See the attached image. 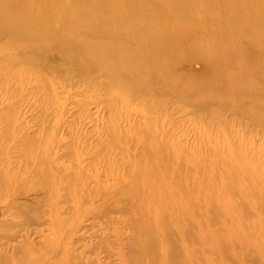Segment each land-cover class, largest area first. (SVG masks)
<instances>
[{
	"label": "bare ground",
	"instance_id": "obj_1",
	"mask_svg": "<svg viewBox=\"0 0 264 264\" xmlns=\"http://www.w3.org/2000/svg\"><path fill=\"white\" fill-rule=\"evenodd\" d=\"M171 1L175 0H0V53H7L0 63L9 70L19 67L17 73L22 81L29 79V84L47 75L69 76L62 74V68L75 72L79 81L103 79L105 83L97 89L103 91L100 103L114 120L126 125L120 128L111 120V144L129 167L127 176L124 171L122 175L116 173L118 177L112 178L109 186L95 183L88 188L87 184L96 182L99 176L95 171L89 174L77 170L64 178L54 169L47 174L35 159L12 162L1 155L0 264H84L82 252L70 248V239L75 234L76 239L88 236L97 227L105 237L104 231L111 225L119 234L118 223L112 218L115 213L122 214L124 222L132 221L124 223L129 229L135 222L139 230L126 238H138L154 252L159 250L158 238L164 243L167 235L176 233L183 242L179 264H212L208 255L211 217L223 229L263 224L257 217L249 220L247 211L264 210V152L233 141L226 143L227 154L211 149L194 156L140 130L129 134L127 126L143 124L131 122L130 115L145 114L150 102L162 114L163 105L155 102L166 96L194 107V114H203L213 103L219 108L232 106L242 116L248 115L244 117L251 126L258 124L264 131V14L259 9L264 0H230L237 11H228L216 21L236 20L238 12L247 13L249 9L253 20L238 23L230 44L212 45L194 54L198 58L187 55L198 38L181 30L155 29L154 19L137 20L130 26L131 12L144 8L163 13L167 8V13L172 10L168 7ZM191 1L195 0H187L189 4ZM188 6L165 15L167 21L179 18L180 13L188 15ZM195 61L204 64L199 74L189 70ZM186 81L192 84L186 86ZM208 83L213 89H199L198 84ZM52 85L47 82L48 92H54ZM212 93L216 95L213 98ZM245 98L251 111L246 109ZM158 121L159 117H154V123ZM131 144L140 151L130 158L127 153ZM47 183L51 185L48 189L59 186L58 191L62 188L67 194L81 189L69 208L71 214L53 205L49 194L47 197ZM82 199L89 206L86 211L80 208ZM47 220L49 235H43L36 248L28 239L37 231L28 229L47 225ZM82 221L86 222L85 229L80 226ZM140 229L143 235L138 236ZM20 230H27L19 234L20 248L4 242L15 240ZM1 246L11 248L12 255L2 252ZM169 253L165 247L164 264H168ZM139 263L151 264L147 257Z\"/></svg>",
	"mask_w": 264,
	"mask_h": 264
},
{
	"label": "rangeland",
	"instance_id": "obj_2",
	"mask_svg": "<svg viewBox=\"0 0 264 264\" xmlns=\"http://www.w3.org/2000/svg\"><path fill=\"white\" fill-rule=\"evenodd\" d=\"M234 3L230 0H195L189 4L187 0H175L169 2L168 7L172 10L167 13V8L163 9V13L144 8L131 12L130 26L137 20L154 19L155 29L181 30L189 37L198 38L200 40L196 41L187 54L193 56L207 51L218 43L223 46L230 44L233 41L231 33L238 27V23L242 20H253L250 18L253 14L252 9H249L247 13L238 12L236 20L232 19L225 23L216 21V18L228 11H237L234 9ZM186 5H190L188 15L183 16L180 13L179 18L167 21L165 15H171L176 9H183ZM259 9L264 14V3H260ZM236 30L240 31V28ZM5 54L7 53H0V58ZM18 68L5 69L4 64L0 63V156L6 155V158L8 157L12 162L35 159L43 164V170L47 171V174L51 173L49 169H54L60 171L59 174L64 178L77 170L83 169L84 173L89 174L95 171L99 176L96 174L98 176L96 182H89L88 188L95 186V183L103 187L109 186L112 178L118 177L115 176L116 173L121 174L124 171L123 174L128 175L129 167L124 164L126 159L111 144L110 122L114 121L113 125L120 128L126 125L114 120L111 113L104 108V104L100 103L99 98L102 97L103 91L97 89L100 83H105L103 79L79 81L74 77L75 72L62 68V74L70 73V75L56 76L45 73L46 79L29 84L27 81L29 79L22 81L24 78L17 73ZM203 69L204 64L201 61L193 62L189 67L193 74H199ZM64 80L67 82L63 83ZM47 82L53 84L54 92L47 91ZM18 84L23 85L19 87ZM189 84L192 83L186 81L184 85L189 86ZM33 86L34 89L31 90ZM211 86L210 83L205 86L198 84L199 89L203 87L205 91L213 89ZM211 96L213 98L216 95L212 93ZM248 101L249 99L245 98L246 109L251 111L252 107L248 105ZM155 104H162L164 110L161 113L168 117H162L159 108H155L150 102L147 110L150 106L151 108L145 114L130 115L131 122L142 121L143 124L141 127L127 126L130 128L129 134H132L134 129L140 130L143 134L176 145L179 150L186 149L194 156L205 154L211 149L220 154H227L226 143L231 144L233 141L244 142L247 144L246 147L264 152L262 128L258 124L251 126L247 117H244L248 115L242 116L232 106L219 108L213 103L203 114H194V107L186 106L171 96H166ZM156 110L158 113H155ZM156 116L160 119L157 124L154 123ZM122 134L126 133L122 131ZM129 146L127 154L130 158L133 154L139 153L140 149L133 144ZM194 156H191V159ZM137 159L138 156L133 161ZM186 159L188 160L189 157ZM108 169L111 173L105 171ZM49 187L51 185L47 183V197L49 194L53 205L59 207L61 211L70 212L69 208L73 201L79 198L81 189L73 194L71 192L67 194L62 188L58 191L59 186L53 189H48ZM79 202L82 210L86 211L89 208L84 199ZM134 210V208L130 209V212ZM247 215L249 220L257 217L263 224H259V227L253 224L223 229L218 227L214 217H211L209 230L212 245L208 255L212 258V264H264V210L258 209L254 213L247 211ZM126 217L133 219L129 214ZM73 218H70L71 222ZM112 218L118 223L116 226L119 234L111 225L106 232L104 231L105 237L102 235L103 231L97 227L91 230L88 236L76 239L77 234H75L70 239V248L75 253L82 252L81 260L84 264H140L139 260L144 257H147L151 264H159V262L164 264L165 247L170 250L167 263H180L183 242L176 233L167 235L164 240L165 245L162 238L161 240L158 238L159 250L154 252L145 248L146 246L138 238L131 241L126 238L139 231L138 228L135 229V222L129 229L127 225L132 221L124 222L122 214L115 213ZM80 226L85 229L86 222L82 221ZM28 230L37 231V234H30L28 239L32 246L37 248L45 238L43 235H49V221L47 220V225H33ZM26 232L27 230H20L15 240H4V242L18 249L21 246L19 234ZM140 235H143V229H140L138 236ZM153 244H157V238L154 239ZM1 249L2 252H7V256L12 255L11 248L1 246Z\"/></svg>",
	"mask_w": 264,
	"mask_h": 264
}]
</instances>
